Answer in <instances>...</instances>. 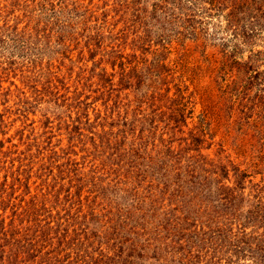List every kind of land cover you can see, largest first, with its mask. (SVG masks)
I'll return each mask as SVG.
<instances>
[{"label":"rangeland","instance_id":"rangeland-1","mask_svg":"<svg viewBox=\"0 0 264 264\" xmlns=\"http://www.w3.org/2000/svg\"><path fill=\"white\" fill-rule=\"evenodd\" d=\"M179 1L0 0V264H103L122 236L138 239L134 197L152 169L123 156L136 136L153 158L163 132L204 129L201 154L264 169L251 158L264 113L249 105L244 119L237 91L248 65L264 71L263 53L249 59L264 29L251 26L228 67L234 32L197 14L201 0ZM182 97L188 127L172 136L162 128Z\"/></svg>","mask_w":264,"mask_h":264},{"label":"trees","instance_id":"trees-1","mask_svg":"<svg viewBox=\"0 0 264 264\" xmlns=\"http://www.w3.org/2000/svg\"><path fill=\"white\" fill-rule=\"evenodd\" d=\"M175 1L180 4L179 0ZM201 1L203 6L197 7L196 13L207 14V17L216 15L224 21L226 30H232L239 39L234 55L225 54L228 67L233 64L238 67L240 63L235 61V53L241 42L255 34V27L259 31L264 29V0ZM193 16L181 14L187 20ZM199 21L201 25L203 19ZM254 23L256 26L252 28ZM262 53L264 55V52H256L249 59L256 63L255 59ZM247 67L245 74L249 77L244 80L248 87L241 84L238 87L241 91L237 90L241 92L238 107L244 119L252 109L249 105H254L258 113H264V71H253V64ZM253 86L259 94L250 98ZM180 100L173 111L168 108L170 112L162 128L172 136L184 134L182 128L188 127L184 98ZM152 128L156 130L157 126ZM195 129L188 132L187 138L177 140L162 139V135L167 134L163 132L158 138L160 148L151 143L152 149H159L153 158L148 157L151 151L146 152L142 147L145 145L142 135L136 136L135 148L130 147L123 155L135 161L144 155L152 176L149 179L144 176L142 180L147 183L146 195L134 197L137 206L134 210L140 214L138 219L142 223L135 222L129 229L140 240L122 236L114 255L107 257L103 264H264V169L248 170L250 163L244 164L246 168L242 169L243 165L236 164L229 155L223 156L225 152L221 149L213 158L201 154L211 146L209 143L203 147L204 129ZM259 132L264 133V129ZM262 140L264 143V138ZM175 142H178L177 150L173 147ZM183 142L185 146L181 147ZM191 152L193 154L189 155ZM251 158L263 162L264 151H255ZM257 175L262 178L255 183Z\"/></svg>","mask_w":264,"mask_h":264}]
</instances>
